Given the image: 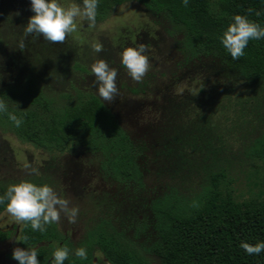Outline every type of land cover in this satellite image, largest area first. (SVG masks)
<instances>
[{
    "label": "trees",
    "instance_id": "16d2710c",
    "mask_svg": "<svg viewBox=\"0 0 264 264\" xmlns=\"http://www.w3.org/2000/svg\"><path fill=\"white\" fill-rule=\"evenodd\" d=\"M129 2H137L152 13L164 15L181 30L185 35L181 49L184 64H192L206 74L197 87L193 86L187 93L189 97L182 95L170 101L188 100L182 104L178 115L183 119V126L184 119L194 117L195 108H200L201 100L209 95L206 86L210 79L219 85L229 81L243 84L257 94L264 92V40H250L244 55L233 60L218 39L234 14L247 15L250 20L264 24V13L259 17L254 14L264 9L262 0H221L218 12L212 11L211 0H188L186 5L182 0H98L95 22L105 20L115 7ZM260 96L264 102L263 95ZM213 97L219 98V94ZM232 103L229 100L225 108L214 114L235 110L236 103ZM242 103L236 109L244 123L260 115V108L254 102ZM3 114L6 116V112ZM16 115L22 117L21 125L16 127L10 120L7 124L19 139L36 148L65 151L83 145L99 152L103 177L116 182L120 190H128L129 185L136 190L144 189L147 173L154 175L158 182L166 180L163 188L156 186V193L145 200L156 233L148 250L159 264H264V252L258 256L246 255L239 248L241 240L249 243L264 240V175L261 177L256 166L253 171L247 168L248 160H264V136L235 152L224 145L228 135L221 133L222 124H217L214 117L215 131L207 138L201 131L180 136L178 129L174 131L170 127L172 136L166 139L162 119L160 126L154 129L151 149L147 144L137 147L95 95L52 115L37 118H32L30 112ZM240 183L247 189L245 193L239 189ZM6 188L0 185V195ZM123 200L125 198L119 196L110 197L106 202L95 199L103 216L89 223L83 236L78 238L52 223L45 225V231L34 232L21 222L16 234L20 240L18 247L35 248L39 264H49L57 246L69 249L63 264H151L113 224V216L124 213ZM135 211L138 210L132 213ZM2 212L4 205L0 204V214ZM10 238V231L0 230V243ZM79 247L86 250L84 259L72 254ZM97 252L101 258L96 257ZM8 256L12 259L11 253Z\"/></svg>",
    "mask_w": 264,
    "mask_h": 264
},
{
    "label": "rangeland",
    "instance_id": "374dc122",
    "mask_svg": "<svg viewBox=\"0 0 264 264\" xmlns=\"http://www.w3.org/2000/svg\"><path fill=\"white\" fill-rule=\"evenodd\" d=\"M220 1L211 0L213 12H218ZM61 2L78 3L76 0ZM32 14L29 0H0V102L6 105L7 112H30L32 118H37L79 105L89 95L98 97L90 66L97 59H103L117 70V94L111 101L98 98L137 147L147 144L151 149L154 129L160 126L162 119L166 139L172 136L170 127L174 131L178 129L180 136L201 131L207 138L215 131L214 117L217 124H222L221 133L228 135L224 145L235 152L244 150L257 137L264 136V102L260 99V95L264 98V92L257 94L243 84L229 81L219 85L214 79H210L206 86L211 97L207 95L201 100L194 117L184 119L183 126V119L178 115L182 104L188 100L170 101L182 95L189 97L187 93L193 86L197 87L206 74L192 64H184L181 49L185 35L164 15L152 13L137 2H129L115 7L105 20L94 22L91 27L87 21L77 20V30L67 34L63 42L49 43L40 37H23V26ZM22 38L24 47L18 49ZM96 43L102 46L98 53L92 49ZM140 44L145 47L149 68L137 82L130 79L120 64L119 53L124 47ZM215 94H219V98L213 97ZM229 100L234 102L233 105L236 103L235 110H221L214 114V111L225 108ZM244 101L254 102L260 108V115H254L249 123H244L236 109ZM203 110L206 113L202 114ZM7 112L6 116L0 113V185L7 187L21 180H41L48 184L69 201V207H77L74 222L70 223L61 213L60 219L52 223L75 238L82 237L85 227L103 216L95 199L106 202L110 197L125 198L124 213L113 216V224L151 264H159L150 257L148 250L156 233L145 200L156 193V186L162 185L163 188L166 180L158 182L154 175L147 173L144 189L136 190L129 185L128 190H120L116 182L103 177L99 152L83 145L65 151L36 148L15 135L7 124ZM248 162V170L253 171L256 166L263 177L264 160ZM32 169H36V173ZM238 187L243 193L247 190L242 183ZM130 209L138 211L132 213ZM20 226L21 222H15L5 211L0 214V230L11 233L8 241L0 243V264H16L8 255L18 247L16 234ZM96 257L102 255L97 252Z\"/></svg>",
    "mask_w": 264,
    "mask_h": 264
},
{
    "label": "clouds",
    "instance_id": "9594fccd",
    "mask_svg": "<svg viewBox=\"0 0 264 264\" xmlns=\"http://www.w3.org/2000/svg\"><path fill=\"white\" fill-rule=\"evenodd\" d=\"M182 2L186 5L188 0ZM97 4L98 0H80V3L29 0L30 11L33 14L23 26V37H40L49 43L63 42L67 34L77 30V20L87 21L88 27L94 24ZM262 13L264 9L257 10L254 14L259 17ZM218 39L226 53L236 60L244 55V49L250 40H264V24L250 20L247 15L234 14ZM23 47L22 38L18 42V49ZM101 47L99 43L92 45L93 51L97 53L101 51ZM119 61L132 81H140L149 68L148 57L142 44L122 48ZM90 72L94 76L98 97L102 101H111L117 94V70L110 67L103 59H97L91 64ZM4 112H7L6 105L0 102V113ZM7 118L16 127L22 123V117H18L13 112H7ZM25 167L27 168L28 165ZM36 171L32 169L33 173ZM0 204L4 205V211L15 222H23L34 232L45 231V225L57 222L61 213L70 223L74 222L78 213L77 207H69V201L60 197L48 184H36L30 180H21L8 185L0 195ZM239 248L246 255L258 256L264 252V240H257L255 243L241 240ZM72 254L81 259L87 255L83 247L75 248ZM37 256V251L31 247H16L11 251V258L18 264H39ZM68 256V248L57 246L51 253L49 264H63Z\"/></svg>",
    "mask_w": 264,
    "mask_h": 264
}]
</instances>
